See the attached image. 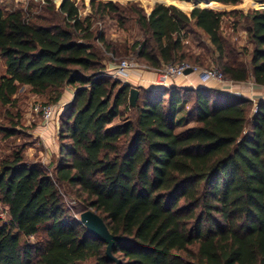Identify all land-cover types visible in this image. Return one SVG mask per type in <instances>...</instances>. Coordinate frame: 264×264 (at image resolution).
Here are the masks:
<instances>
[{"label": "trees", "instance_id": "1", "mask_svg": "<svg viewBox=\"0 0 264 264\" xmlns=\"http://www.w3.org/2000/svg\"><path fill=\"white\" fill-rule=\"evenodd\" d=\"M185 1L195 5L188 14L173 4L156 3L149 13L128 5L144 36L137 57L153 69L203 66L185 48L194 25L208 36L225 79L264 86V0L244 16L247 62L229 54L220 31L227 12L209 8L243 0ZM89 5L81 17L73 0L52 4L59 21L49 22L31 7L0 4V105L16 107L23 86L47 105L75 89L49 167L27 161L20 149L0 163V204L8 214L5 222L0 216V264H114L106 244L66 214L60 185L74 188L120 237L112 248L120 264H264V101L254 107L216 88L170 86L138 88L131 107V86L103 75L93 45L109 46L93 21L120 6ZM0 132L4 139L16 133L2 125Z\"/></svg>", "mask_w": 264, "mask_h": 264}, {"label": "rangeland", "instance_id": "2", "mask_svg": "<svg viewBox=\"0 0 264 264\" xmlns=\"http://www.w3.org/2000/svg\"><path fill=\"white\" fill-rule=\"evenodd\" d=\"M49 1V3H47ZM75 1L79 14L81 17H85L90 13V1L91 0H73ZM108 2L113 1L120 6L121 11L118 13H107L102 18H97L93 21V29L96 32H101L104 35L108 47L102 42L94 41V48L99 55L103 58L105 68L102 71L105 77L111 79H118L123 83L125 78H114L109 75V69L107 64L111 63L113 67H116L121 60L133 59L139 64V68L143 70L152 69L145 62L137 57L140 43L144 40V36L140 31L138 25L128 11L129 4H135L143 12L149 13L156 3H162L165 5L173 4L185 13H189L191 7L195 6L193 3L182 0H95ZM62 0H0V4L7 6L8 9L21 8L23 10L30 9L35 15H42L46 17L49 22H58L59 19L54 18V14L49 12L48 6L55 5L57 7ZM189 4L190 8L184 9L182 6ZM200 6V5H199ZM206 7V6H200ZM208 8V7H207ZM212 10L226 11L221 22V34L229 44L230 56L233 59H237L241 62H247L248 57L243 54V49L247 47L250 49L252 45L248 42L246 33V20L244 16L254 9H260L262 6L254 0H243L238 4H221L214 2L209 7ZM125 9V11H123ZM123 11V12H122ZM233 12V13H231ZM49 19V20H48ZM34 20V19H33ZM188 36L185 39V48L189 54L199 55L204 65L196 67L199 69L215 67L220 69V63L215 60L217 54L214 52V48L210 43L208 36L199 28L191 25L188 28ZM189 63L190 62H185ZM194 65V64H193ZM4 69L3 61L0 60V72ZM182 77V76H181ZM251 78H248L243 82L248 84ZM219 87L230 91H238V87L233 84V81L225 79L224 81H216ZM237 83V82H236ZM242 83V82H240ZM132 87V86H131ZM71 91H75L74 87H70ZM261 98H264V90L257 92ZM17 106H2L0 105V125L12 127L16 132L9 138H2L3 134L0 132V163L2 159L7 158L15 150L20 149L22 155L27 161L33 163H40L44 167H49L51 161L58 155V150L47 158L46 154L50 153L46 139H44L42 133L45 136L50 135L58 146V135L60 126V117L66 109L70 101L57 102L56 104H50L53 106V116L50 120L46 121L41 111L35 110V106L42 107L46 103L43 97L34 95L28 91V87H20L16 94ZM188 97L192 98V94H188ZM68 99V98H67ZM61 100V99H60ZM66 100V99H65ZM259 99L254 97L252 106H254ZM264 101V100H263ZM189 104L186 106L185 111L188 109ZM255 107V106H254ZM185 111L183 113H185ZM127 113L124 114L125 117ZM119 121V118H115L114 122ZM53 125V131L48 130V125ZM191 122L189 125H192ZM39 130H41L39 132ZM49 172L52 171L50 168ZM61 202L67 215H70L76 219H79L81 211L89 208L87 204L77 198L74 188L60 185L58 187ZM0 216L3 222L8 220V214L6 208L0 204ZM40 234L30 236L28 240L31 243L40 239Z\"/></svg>", "mask_w": 264, "mask_h": 264}, {"label": "crops", "instance_id": "3", "mask_svg": "<svg viewBox=\"0 0 264 264\" xmlns=\"http://www.w3.org/2000/svg\"><path fill=\"white\" fill-rule=\"evenodd\" d=\"M192 8V7H191ZM191 10V9H190ZM107 69L113 68L111 63H108ZM123 83L129 84L132 87H137V88H144L148 90H155V89H162V88H168L170 86H178L182 88H197V87H207V88H216L218 90H221L225 93H228L230 95H234L237 97L253 100L254 97H257L259 101H263L264 98H261L257 92H260L261 90H264V86H259L253 82L251 79L248 84L245 85L240 82H234L236 87H238V91H230L227 89H224L222 87H219L216 81H209L206 83H203L199 79V75L197 72H191L189 74H186L182 77H177V78H172V79H166L165 81H162L160 79V74L158 69H148V70H143L140 69L139 67L135 69H131L128 71V76L125 78V81ZM27 87V86H24ZM75 91H71L69 87H66L62 97H61V102L69 101L73 98ZM68 98V99H67ZM66 99V100H65ZM258 101V102H259ZM48 130L53 131V125L49 124L48 125ZM41 130H39L40 132ZM44 139L47 141L48 149L49 152L46 154V157L48 158L51 153H55L58 150L57 144L55 141L52 139L50 135L45 136L44 133H42Z\"/></svg>", "mask_w": 264, "mask_h": 264}, {"label": "built area", "instance_id": "4", "mask_svg": "<svg viewBox=\"0 0 264 264\" xmlns=\"http://www.w3.org/2000/svg\"><path fill=\"white\" fill-rule=\"evenodd\" d=\"M139 67V64H137L136 61L133 59L129 60H121L120 63L111 69H109V75L114 78H126L128 76V71L131 69H135ZM191 67L193 69V72H197L199 75V79L201 82L206 83L209 81H224L225 78L222 75L221 71L215 67L211 68H205V69H199L196 66H191L186 63L182 64H169L165 65L159 70L160 79L162 81H165L166 79H174L177 77H181L186 75L184 73L185 69ZM231 82V81H230ZM39 110L42 113L43 118L48 121L53 116V106L52 105H44L42 107H39L38 105L35 106V110Z\"/></svg>", "mask_w": 264, "mask_h": 264}, {"label": "water", "instance_id": "5", "mask_svg": "<svg viewBox=\"0 0 264 264\" xmlns=\"http://www.w3.org/2000/svg\"><path fill=\"white\" fill-rule=\"evenodd\" d=\"M193 72L191 67L185 69L184 73L189 74ZM199 88V87H197ZM139 90L137 87H131L128 95V103L131 107L136 106ZM78 221L86 228L87 232L95 238L101 240L106 244L105 255L109 261L114 264H120V260L112 254L114 242L119 240L120 237L113 235L108 229L102 217L92 208H86L81 211Z\"/></svg>", "mask_w": 264, "mask_h": 264}]
</instances>
